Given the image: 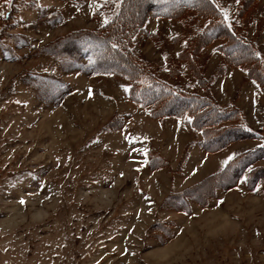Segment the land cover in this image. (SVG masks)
I'll use <instances>...</instances> for the list:
<instances>
[{
    "label": "rangeland",
    "instance_id": "obj_1",
    "mask_svg": "<svg viewBox=\"0 0 264 264\" xmlns=\"http://www.w3.org/2000/svg\"><path fill=\"white\" fill-rule=\"evenodd\" d=\"M118 2L0 0V264H264V187L240 179L204 207L161 206L264 144V94L239 67L214 75L218 42L202 54L210 92L257 136L211 153L188 118H152L130 99V80L91 73L85 37L80 61L41 54L59 37L102 26ZM215 2L235 19L238 0ZM236 23L264 57V0ZM204 24L149 16L133 49L160 77L202 94L184 69L169 79L166 60ZM149 147L164 165L149 167Z\"/></svg>",
    "mask_w": 264,
    "mask_h": 264
},
{
    "label": "trees",
    "instance_id": "obj_2",
    "mask_svg": "<svg viewBox=\"0 0 264 264\" xmlns=\"http://www.w3.org/2000/svg\"><path fill=\"white\" fill-rule=\"evenodd\" d=\"M256 3L257 0H238L236 17L227 22L215 0H119L117 5L110 6L106 22L99 28L69 33L40 51L58 60L80 61L84 48L79 41L85 37L95 54L87 66L91 73H110L130 80V99L147 106L152 118H188L193 130L202 136L199 146L206 152H217L233 142L251 140L257 133L246 124L238 108L221 106L215 100L209 89L213 75L205 78L202 54L212 43L218 42L214 47L219 55L214 75H224L227 69L239 67L245 72V79L255 83L264 94V57L236 23L254 9ZM149 16L204 21L199 31L185 39L178 53L166 60L169 79L174 81L184 69L203 87L202 94L190 93L160 77L152 70L153 66L134 51L135 38L144 32ZM115 124L110 122L105 128H113ZM120 124L121 121L118 127ZM146 156L151 169L164 165L165 161L158 158L153 148L149 147ZM263 159L264 144L236 154L219 171L193 186L170 192L161 206L176 211H188L193 204L204 207L219 193L233 188L240 179L245 180L250 190L264 187V166L256 165ZM153 228L168 233L163 225L155 224Z\"/></svg>",
    "mask_w": 264,
    "mask_h": 264
},
{
    "label": "snow or ice",
    "instance_id": "obj_3",
    "mask_svg": "<svg viewBox=\"0 0 264 264\" xmlns=\"http://www.w3.org/2000/svg\"><path fill=\"white\" fill-rule=\"evenodd\" d=\"M127 91V90H126Z\"/></svg>",
    "mask_w": 264,
    "mask_h": 264
}]
</instances>
